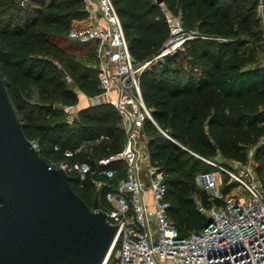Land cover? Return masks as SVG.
<instances>
[{"label":"trees","instance_id":"trees-1","mask_svg":"<svg viewBox=\"0 0 264 264\" xmlns=\"http://www.w3.org/2000/svg\"><path fill=\"white\" fill-rule=\"evenodd\" d=\"M111 1L134 62L151 60L169 36L160 5L155 0ZM161 3L181 17L185 30L198 36L186 41L182 51L152 62L139 77L158 128L171 138L147 123L149 158L167 173V215L180 235L187 236L207 223L199 204L205 208L221 204L211 202L195 184L197 171L213 169L201 158L223 165L229 160L246 162V148L264 137V64L256 57V46L264 47L263 31L256 0ZM8 11L12 13L3 21ZM84 14L83 0H0V77L25 137L37 145L47 163L66 158V151L100 135L108 139L68 160L94 166L98 159L121 152L123 146L119 117L110 105L84 106L72 124L65 122L57 107L77 105L75 89L87 96L99 94L97 69L79 72L77 64L36 28L67 34L70 21ZM251 41L256 45H247ZM51 52L59 57L50 56ZM97 178L88 174L81 181L71 176L73 191L89 207L94 200L101 204L94 186Z\"/></svg>","mask_w":264,"mask_h":264},{"label":"built area","instance_id":"built-area-1","mask_svg":"<svg viewBox=\"0 0 264 264\" xmlns=\"http://www.w3.org/2000/svg\"><path fill=\"white\" fill-rule=\"evenodd\" d=\"M83 5L84 16L70 21L67 35L93 45L100 92L95 96L78 89L75 92L78 101L85 100L87 105L107 104L113 108L124 136L123 146L121 152L98 159L94 166L87 161L68 160L108 139L100 135L84 140L74 151H66V158L48 164L81 181L88 174L98 177L94 181L101 197L98 210L105 213L108 224L116 227L104 264H264V174L257 171L255 164L229 160L223 165L201 158L213 170L197 174L195 184L206 191L211 202L219 200L221 204L213 203L209 208L199 204V211L207 217L206 225L181 236L167 215V173L149 158L146 124L158 126L144 101L140 74L152 62L182 51L186 41L198 36L185 30L181 17L159 3L169 36L157 55L136 64L112 1L83 0ZM256 11L264 41V0H256ZM64 78L68 85L72 84L67 74ZM57 107L66 123L75 122L78 105ZM115 162L120 167L110 165Z\"/></svg>","mask_w":264,"mask_h":264},{"label":"water","instance_id":"water-1","mask_svg":"<svg viewBox=\"0 0 264 264\" xmlns=\"http://www.w3.org/2000/svg\"><path fill=\"white\" fill-rule=\"evenodd\" d=\"M70 182L25 137L0 77V264H104L116 227Z\"/></svg>","mask_w":264,"mask_h":264},{"label":"rangeland","instance_id":"rangeland-1","mask_svg":"<svg viewBox=\"0 0 264 264\" xmlns=\"http://www.w3.org/2000/svg\"><path fill=\"white\" fill-rule=\"evenodd\" d=\"M22 4V3H21ZM12 12L8 11L3 17V21L8 19V15ZM15 16L18 15L14 13ZM20 14V12H19ZM16 23V19L13 20ZM36 29L45 33L49 40H51L57 47L62 49L66 55L69 57L71 62H74L78 66V71L83 72L88 68H95L97 66V59L94 54V47L91 43H81L74 41L68 37L67 34L63 33L60 35L54 34L42 26ZM250 46H255V42L251 41ZM257 52L256 57L264 64V47L256 46ZM50 56L59 57L58 53L51 52ZM78 107H83L87 105L85 100H79ZM163 135V134H162ZM247 161L255 164L254 166L260 169V173L264 174V137L256 145H250L246 148ZM258 156V158H256ZM200 165L199 168H202Z\"/></svg>","mask_w":264,"mask_h":264},{"label":"crops","instance_id":"crops-1","mask_svg":"<svg viewBox=\"0 0 264 264\" xmlns=\"http://www.w3.org/2000/svg\"><path fill=\"white\" fill-rule=\"evenodd\" d=\"M77 105H79V103L77 104ZM87 106V105H86ZM84 107V106H83ZM79 109H81L82 107H78ZM219 162V161H218ZM213 170V169H212ZM201 172H205V171H202V170H200V171H197L196 173H195V176L197 175V174H199V173H201Z\"/></svg>","mask_w":264,"mask_h":264}]
</instances>
